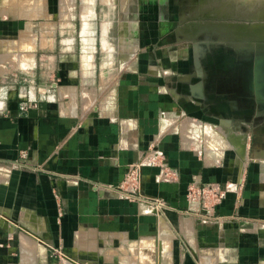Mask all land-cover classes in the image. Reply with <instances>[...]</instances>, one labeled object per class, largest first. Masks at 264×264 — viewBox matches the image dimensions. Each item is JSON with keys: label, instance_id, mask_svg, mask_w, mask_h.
<instances>
[{"label": "crops", "instance_id": "crops-1", "mask_svg": "<svg viewBox=\"0 0 264 264\" xmlns=\"http://www.w3.org/2000/svg\"><path fill=\"white\" fill-rule=\"evenodd\" d=\"M9 1L0 0V238L5 225L19 235L12 222L31 225L67 264H264V123L207 137L190 122L186 132L180 122L196 102L169 33L111 32L91 16L49 32L54 19L26 22L22 2L10 16ZM153 145L176 174L163 181L159 167L142 168L141 194L166 202L156 212L116 188ZM193 182L231 188L208 222L187 201ZM21 242V264L27 249L34 264L58 263ZM17 249L0 258L16 263Z\"/></svg>", "mask_w": 264, "mask_h": 264}, {"label": "rangeland", "instance_id": "rangeland-1", "mask_svg": "<svg viewBox=\"0 0 264 264\" xmlns=\"http://www.w3.org/2000/svg\"><path fill=\"white\" fill-rule=\"evenodd\" d=\"M90 1L91 6L84 10L83 0H10L8 8L3 11L16 16L20 13L19 6L24 4L26 8L21 11L28 20L26 22L32 24L36 17L54 19L56 23L47 27L49 32H69L71 26L67 23L72 20L74 23L76 20L80 22L81 18L91 16L99 27L100 23H111V32L116 30L122 34L127 31L138 35L169 33L172 36L171 47L181 50L183 54L185 66L179 75L185 86V97L196 102L186 106L191 115L185 113L180 122L184 131L187 129L188 132L189 128L183 127L191 122L193 129L198 128L196 130L201 135L209 137L222 135L226 131H253L264 123V0ZM144 2H150L151 10L147 7L127 13L128 9L123 8L124 4L134 9L135 4ZM48 5L49 9L42 8ZM34 9L38 12L36 16H31ZM137 23L139 26L136 30ZM24 34L27 51L36 49L37 37L33 35V29H27ZM110 43L114 48L113 42ZM194 108H199V112ZM200 112L203 119L208 121L195 118ZM0 223L2 225V218ZM11 225L16 229L19 226V235L9 236L5 225V240L0 238V257L3 249L8 250L17 243L18 249L12 251L10 256L18 259L14 263L11 259L9 262L0 258V264H21L23 237L39 244L40 250L48 254L51 252L53 261L58 259L55 264H67V260L62 259V250L32 231L31 225L28 224V227L16 221ZM0 229L3 230L1 226ZM36 252L39 254V250ZM132 255L130 251L129 257ZM41 257L35 260V264H41ZM32 261L31 264H34Z\"/></svg>", "mask_w": 264, "mask_h": 264}, {"label": "built area", "instance_id": "built-area-1", "mask_svg": "<svg viewBox=\"0 0 264 264\" xmlns=\"http://www.w3.org/2000/svg\"><path fill=\"white\" fill-rule=\"evenodd\" d=\"M146 166L160 168L159 179L163 181H171L176 178L175 171L166 163L164 153L157 145L148 148L139 162H136L127 172L124 180L118 184L117 190L123 192L126 199L130 202L143 200L147 209L156 212L166 206L163 199L146 198L141 192V171ZM111 189V188H110ZM231 188L227 184L207 183L199 184L193 182L188 185L186 198L191 210H196L205 216V221H210V217L214 215L216 206L220 205ZM140 200V201H141Z\"/></svg>", "mask_w": 264, "mask_h": 264}, {"label": "bare ground", "instance_id": "bare-ground-1", "mask_svg": "<svg viewBox=\"0 0 264 264\" xmlns=\"http://www.w3.org/2000/svg\"><path fill=\"white\" fill-rule=\"evenodd\" d=\"M7 1V0H6ZM12 1V0H11ZM125 1H127V0H125ZM130 1V0H129ZM37 2V1H36ZM131 2V1H130ZM129 3V2H128ZM90 4H91V1L90 0H83V6H84V10L85 9H87L89 6H90ZM130 4V3H129ZM68 6V5H67ZM8 8V7H7ZM70 8V7H69ZM23 60V59H22ZM2 64V63H1ZM3 65V64H2ZM3 67H4V65H3ZM192 141V140H191ZM35 218V217H34ZM24 241V240H23ZM25 242V241H24ZM25 244V243H24ZM29 244V243H28ZM28 244H25V245H27V248H28ZM24 246V245H23ZM33 246V245H32ZM25 248V247H24ZM30 248V247H29ZM32 248V247H31ZM30 250V249H29ZM24 253V252H23ZM33 254V253H32ZM22 261H23V264H31V257H30V254H29V252H28V249H27V251H26V253L24 254V256H23V259H22ZM33 262V261H32Z\"/></svg>", "mask_w": 264, "mask_h": 264}]
</instances>
